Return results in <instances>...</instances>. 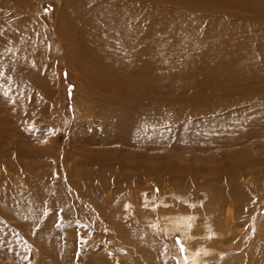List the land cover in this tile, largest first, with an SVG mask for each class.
Returning <instances> with one entry per match:
<instances>
[{
	"label": "rangeland",
	"instance_id": "1",
	"mask_svg": "<svg viewBox=\"0 0 264 264\" xmlns=\"http://www.w3.org/2000/svg\"><path fill=\"white\" fill-rule=\"evenodd\" d=\"M133 1L127 0L126 6L120 0H0V264H183L185 258L190 264H264V160L247 166L241 180L247 202H234L240 180L230 172L239 170L237 156L197 157L203 149L175 141L183 134L188 137L191 127L179 130L174 113L180 98L189 102L187 97L199 89L218 94L228 90L239 105L250 106V113L263 114L264 74L239 72L240 78L229 81L218 71L231 55L243 59L264 53V34L257 33L247 16L237 29L228 28L232 20L216 11L218 0H200L196 6V0ZM90 10L101 15L87 22L92 29L124 22L125 14L132 21L138 16L141 35L130 44L136 51L121 55L111 67L134 63V69L144 68L140 95L137 89L113 90L106 73L93 68L84 43L90 32L78 23ZM237 14L240 19L244 12ZM138 100L145 122L160 114L158 121L166 126L159 130L166 136L164 144L91 141L102 137L99 128L119 133L120 127L105 128L104 123L97 132L95 125L109 120L108 112H121ZM218 101L213 97L214 104ZM189 103L183 101L182 106L191 113ZM256 126L264 133V121ZM130 132L126 136L134 141L145 138ZM141 152L145 155L140 157ZM114 156L122 159L120 168ZM19 198L32 203L31 212L7 218L19 211ZM54 234L58 243L53 245ZM10 239L17 240L8 244ZM205 249L213 252L204 255Z\"/></svg>",
	"mask_w": 264,
	"mask_h": 264
},
{
	"label": "bare ground",
	"instance_id": "2",
	"mask_svg": "<svg viewBox=\"0 0 264 264\" xmlns=\"http://www.w3.org/2000/svg\"><path fill=\"white\" fill-rule=\"evenodd\" d=\"M119 1V0H118ZM123 4H126V6H128L129 4L127 3V0H120ZM132 2H134L133 0H131ZM149 1V0H146ZM188 1V0H187ZM192 2V0H189ZM200 0H196V3H192L194 4V6H196V4L199 2ZM206 1V0H205ZM208 1V0H207ZM219 4L216 3V11H219L221 14L222 19L225 18H231L232 21L228 22V28L232 29V28H236L240 25V23L243 22V20L245 19V17L247 16L251 22V20L253 21V23H255L256 27L258 28L257 33L258 34H264V0H238L237 4H230L228 0H218ZM144 1H142L143 3ZM189 2V5L190 3ZM194 2V1H193ZM201 2H204V0H202ZM200 2V3H201ZM130 3V2H129ZM139 3H141L139 1ZM197 5L198 9L199 6L202 4ZM208 3V2H207ZM77 4V3H76ZM147 4V3H146ZM175 4V3H174ZM183 4V3H182ZM185 4V3H184ZM204 4V3H203ZM83 8L85 9H89L90 6L89 4H85L82 3ZM145 5V4H144ZM205 5V4H204ZM110 6V5H109ZM139 9H140V5L137 4L136 5ZM170 6V5H169ZM183 6V5H182ZM187 6V5H186ZM151 7V6H150ZM172 7V6H171ZM184 7V6H183ZM193 7V6H192ZM179 8V7H178ZM186 8V7H185ZM204 8V7H203ZM182 9V7H181ZM188 9V7L186 8ZM197 9V8H196ZM133 11H136V7L134 6V8L132 9ZM178 10V9H177ZM205 10V9H204ZM203 10V11H204ZM215 10V9H213ZM179 11L180 8H179ZM192 10H188V12L191 13ZM201 11V10H200ZM199 11V13H200ZM250 11L252 13V17L250 14ZM177 12V11H176ZM184 12V11H183ZM197 12V11H196ZM244 15L242 18H236V16L238 15L237 13H243ZM195 12H193L192 14H194ZM224 13V15L222 14ZM134 14H138L139 13H134ZM186 14V13H185ZM189 14V13H188ZM191 14V15H192ZM201 14V13H200ZM82 15V14H81ZM83 16V15H82ZM101 15L96 14L95 12H93L92 10L87 12V15L83 16L82 18L79 19V24L82 25H86L84 28L88 29V31L90 32V36L91 33L93 35V38L89 36V38L87 40L84 41V43L87 45V47L89 48L88 50L90 51L91 57H92V62L93 63V68L97 67L99 69H102L104 71V75H106L104 78H106V80L110 81L111 83H109L108 85L113 88V90H118L121 89L123 92L124 91H131L132 89L134 90H138L139 95L142 93V88H143V84L145 83L146 79L143 76L144 74V68L140 69V68H135L132 67L134 63L132 64H127L124 65L122 67H114L112 68V65L117 66V61H119V58L124 55H129V52H131V54L135 51L132 50L130 48V44L132 41H135L136 38H138L141 35V30H140V22H138V16H133V21L130 19L126 20V17L129 16V14H125L122 17L125 19V21L121 22L120 20L116 21V23L110 25V26H102L100 25L99 27H103V28H89L87 26V22L90 20H98V17H100ZM188 16V15H187ZM140 17V16H139ZM190 17V15H189ZM192 17V16H191ZM207 17V16H206ZM103 18H107V15H104ZM197 18V17H196ZM236 18V19H235ZM193 19V18H192ZM212 20V19H211ZM196 21V20H195ZM199 21V19H198ZM26 22V21H25ZM138 22V23H137ZM189 22V21H188ZM66 23V22H65ZM196 23V22H195ZM27 24H29V22H27ZM191 24V23H190ZM199 24V22H198ZM68 25V24H65ZM197 25V24H196ZM188 26V25H187ZM191 26V25H190ZM66 27V26H65ZM92 27V26H91ZM232 27V28H231ZM69 28V27H68ZM62 29V28H61ZM189 29V27H188ZM193 29H191L192 31ZM195 31V30H193ZM192 31V32H193ZM64 32V31H63ZM262 38V37H261ZM21 40V39H20ZM25 40V38H24ZM23 40V41H24ZM100 40L102 41L100 43ZM38 41V40H37ZM36 42V41H35ZM260 44V43H259ZM153 53V52H152ZM154 54L156 55V53L154 52ZM150 63V62H149ZM152 65V64H151ZM221 65H223V68H220L218 71V75L220 76V78L222 80L225 79H229V81H231V79L233 80H237V78H240V76H237L239 74V72L242 74V76L245 73H258L261 74L263 76L264 74V53H260L257 56H252L249 58H240L237 55H231L228 60H226L225 63H221ZM219 66V65H218ZM213 67V66H212ZM154 68V67H153ZM216 68V67H215ZM108 69V70H107ZM150 69V68H149ZM107 72H106V71ZM218 70V69H217ZM216 71V70H215ZM99 72V71H98ZM155 72V71H153ZM150 75V73H148ZM154 74V73H153ZM157 74V73H156ZM215 75V74H214ZM217 75V76H218ZM118 76V77H117ZM132 76V78H131ZM134 76V77H133ZM216 76V77H217ZM112 77V80H111ZM113 77H117V80L115 81V79L113 80ZM161 78V77H160ZM219 78V77H218ZM227 79V80H228ZM105 81V80H104ZM223 82V81H222ZM107 83V82H106ZM149 83V82H148ZM155 85V84H152ZM151 85V86H152ZM156 86V85H155ZM225 86V85H224ZM226 87V86H225ZM109 88V89H111ZM156 88V87H155ZM223 88V87H222ZM222 89L219 91L221 92ZM248 91V90H247ZM151 92V91H150ZM193 94L190 98L187 97V99L189 100V102L192 103V111L190 112H185L184 111V107L182 106V102L185 101L187 102V104H190L186 99L184 98H180L179 99V103H180V107L174 109V113L178 116V119L180 122H178V128L179 130H183L184 126L186 124L187 127H191L190 131L191 134L187 137H184L181 132L180 134L182 135L181 137L179 136V138L176 137V134H174L176 137L175 141L178 142L180 145H188L191 148H195V149H203L204 153L197 156L199 158L202 159H207L208 157H215L218 155H224V156H234L236 155L238 159L237 161V166L239 167V170L237 171H231L230 175H233L232 177L234 179H239V189L240 192L237 191L235 192L237 194V197H233L235 200L234 202H236V200L239 199V201L241 203H245L247 202L245 197H246V192L244 190V188L241 187H245L244 185H242L243 183H241L242 178L244 179V177L247 175L248 173V169L246 170L247 166H256L257 163L256 162H262L264 160V138L262 136V134H264L262 131L257 130V122H262L264 121V112L263 114L258 112L255 113V115L252 113H250V106H246V107H242L241 105H239L238 102H236V99H233L234 93L233 92H229L228 90H224L223 93H219L217 92H213L211 93L209 92H205V91H200L199 89L192 91ZM122 93V92H121ZM125 93V92H124ZM148 93V91H147ZM146 93V94H147ZM214 93H217L214 95ZM246 93V92H245ZM253 93V92H251ZM250 93V94H251ZM210 95V96H209ZM188 96V95H187ZM148 97V96H147ZM145 97V98H147ZM156 97V96H155ZM219 98L218 104H214V102H212V99ZM150 101V99H148ZM123 101L128 102L129 100H126L125 98H123ZM148 101V102H149ZM181 101V102H180ZM147 102V101H146ZM154 102V101H153ZM158 102V101H157ZM173 102V101H172ZM248 102V101H247ZM136 103V102H135ZM155 103V102H154ZM159 103V102H158ZM161 103V100H160ZM159 103V104H160ZM250 103V102H249ZM152 106V104H147ZM154 105V104H153ZM239 105V106H238ZM158 106V105H157ZM171 106V105H170ZM241 106V107H240ZM148 107V108H149ZM153 107V106H152ZM155 107V105H154ZM170 108V107H169ZM172 108V107H171ZM119 109V108H118ZM147 109V108H146ZM168 109V107H167ZM167 109H163L162 111H165ZM142 110H143V104L141 103V100H138V102L136 103V105H127L126 107H124L122 109L121 112H117L119 114L116 113V111L113 112H108V119H100V121L98 122L99 125H95L96 126V131L97 128L99 126H101L102 123H104L105 128L106 125H112L114 127H120L121 131L117 134L114 135H110L109 133H107L106 131L104 132V129H100L99 128V134L102 136L101 138L95 139V138H90L91 141H102L103 143H105L106 145H111L112 143H130V144H146L148 140H150L153 144V147L158 146L160 143L163 142V144L165 143L164 141H166L165 139V135H160L159 134V130L160 129H164L163 124L159 123V118H160V114L155 113L151 115L150 118H153L150 121L145 122L144 121V116L142 115ZM148 110V109H147ZM160 110V109H159ZM256 110V109H255ZM254 110V112H255ZM158 111V110H157ZM135 112L137 113L136 116L134 115V118L132 121L129 120V118L133 117V114H135ZM147 112V111H146ZM167 111H165L166 113ZM168 113V112H167ZM166 113V114H167ZM169 114V113H168ZM165 115V114H164ZM170 116V115H169ZM189 116V117H188ZM167 117V116H166ZM165 117V119H166ZM171 117V116H170ZM187 118V120H185L184 118ZM177 119V117H176ZM168 120V119H167ZM174 120V119H173ZM188 120H192L193 124L188 121ZM97 121V120H96ZM255 121V122H254ZM162 122V121H161ZM164 122V121H163ZM169 122V121H168ZM171 122V121H170ZM173 122V121H172ZM254 122V123H253ZM96 124V123H95ZM168 124V123H167ZM166 124V125H167ZM93 125V124H92ZM259 127V126H258ZM95 128V127H94ZM133 128H136V130H132ZM177 128V129H178ZM255 129V130H254ZM101 130V131H100ZM130 131H135L136 134L140 135L141 137L144 136L145 138H137L136 141L132 140L130 137L126 136V133L130 132ZM172 131V130H171ZM131 133V132H130ZM161 133V132H160ZM167 133V132H166ZM169 133V132H168ZM167 133V134H168ZM86 136H88V133H84ZM132 134V133H131ZM134 134V133H133ZM161 134H164L161 133ZM171 134V133H170ZM178 134V133H177ZM135 135V134H134ZM173 135V134H171ZM169 136V135H167ZM91 137V136H89ZM170 137V136H169ZM171 137V138H173ZM88 138V137H86ZM168 138V137H167ZM173 139H171L170 141H172ZM121 141V142H119ZM169 141V142H170ZM168 143V142H167ZM171 145V143L169 144ZM233 145H238L239 148H235L233 151L231 147H233ZM163 146V145H162ZM220 148V147H225L223 148V150H211V148ZM166 148V147H165ZM181 148V147H180ZM183 148V147H182ZM231 148V149H230ZM126 149V148H124ZM114 150V149H113ZM187 150V149H186ZM123 151V150H122ZM121 151V152H122ZM182 151V150H181ZM116 152V151H115ZM146 152V151H145ZM194 152V151H193ZM201 152V151H200ZM108 153H110L108 151ZM118 153V152H116ZM124 153V152H123ZM148 153V152H147ZM169 153V152H168ZM199 153V152H198ZM197 153V154H198ZM112 154V153H111ZM115 154V153H114ZM137 154V153H136ZM261 154L263 156H261ZM122 155V154H121ZM145 153L141 152V156H144ZM166 155V154H165ZM110 156V154H109ZM112 156V155H111ZM158 156V153H156V157ZM174 156V155H173ZM96 157V156H95ZM149 157V156H148ZM221 157V156H220ZM219 157V158H220ZM97 158V157H96ZM102 159L105 160L106 163V159L102 156ZM110 158V157H109ZM118 156H114L112 157L113 160H115V165L120 168L121 167V160L122 159H118ZM121 158V157H120ZM150 158V157H149ZM216 158V157H215ZM118 159V160H116ZM137 159V158H136ZM152 159V158H150ZM96 160V159H94ZM154 160V159H153ZM157 160V159H156ZM161 160V159H160ZM230 160H233L232 158ZM235 160V159H234ZM235 162V161H233ZM136 163V162H135ZM147 163V162H146ZM104 164V162L102 163ZM126 164V163H124ZM143 164V163H142ZM145 164V163H144ZM197 164V163H195ZM230 164V163H229ZM232 164V163H231ZM141 165V162H140ZM150 165V164H149ZM160 165V164H159ZM111 166L114 167L113 163L111 164ZM123 166V165H122ZM130 166V165H127ZM137 166V165H136ZM153 166V165H152ZM162 166V164H161ZM169 166V165H168ZM186 166V165H185ZM124 167V166H123ZM147 167V166H146ZM145 167V168H146ZM200 167V166H199ZM203 167V166H202ZM212 167H214V165H212ZM211 167V168H212ZM232 169V165L230 166ZM229 167V168H230ZM141 168V167H140ZM166 168V167H165ZM237 168V167H236ZM144 169V168H143ZM170 169V167H169ZM149 170V169H148ZM152 170V169H151ZM250 171H252V174H257V171L252 168L249 169ZM210 171V169H209ZM234 172V173H233ZM143 173V172H142ZM140 174V173H139ZM95 177L97 176V173L95 172L93 174ZM138 175V173H137ZM141 175V174H140ZM226 175V174H225ZM228 175V174H227ZM67 177V176H66ZM130 177V176H128ZM127 177V178H128ZM200 177V176H199ZM219 177V176H218ZM231 177V178H232ZM121 177H119L120 179ZM123 178V177H122ZM232 178V179H233ZM116 181V180H115ZM225 182V180H223ZM216 182V180H215ZM232 183V181H231ZM253 181L250 183L252 184ZM72 185V184H71ZM218 185V184H217ZM225 185V183H224ZM229 185V182H228ZM248 185V184H247ZM63 186V185H62ZM231 185H229L230 187ZM225 187V186H223ZM235 187V186H233ZM77 188V187H76ZM226 188V187H225ZM257 188V187H256ZM231 190V188H229ZM236 189V188H235ZM57 190V189H56ZM75 190V189H74ZM224 191V190H223ZM233 191V190H232ZM225 192V191H224ZM79 193L84 195V191L80 190ZM257 193V192H255ZM230 195V193H227ZM58 195V193H57ZM31 196V195H30ZM29 196V198H30ZM61 197V195H59ZM86 196V195H85ZM84 196V197H85ZM228 196V195H227ZM234 196V195H232ZM231 196V197H232ZM28 197V196H26ZM63 197V196H62ZM66 198V196H64ZM63 197V198H64ZM220 197V196H219ZM226 197V196H225ZM27 198V199H29ZM86 198V197H85ZM96 198V197H95ZM230 199V197H228ZM227 198V199H228ZM32 199V198H31ZM89 199V198H88ZM20 200V198H19ZM72 200V198H71ZM82 200V199H81ZM97 200V199H96ZM222 202V198L220 199ZM219 200V201H220ZM76 201V200H75ZM79 201V199H78ZM94 201V200H93ZM92 201V202H93ZM98 201V200H97ZM17 202V201H16ZM34 202V201H33ZM65 202H67L68 204V200H66ZM74 202V199H73ZM224 202V200H223ZM226 202V201H225ZM229 202V201H228ZM233 202V205H234ZM18 205L19 208L17 213H15V211L9 212L8 213V217H13L16 216V214L19 213H23L24 211H30V207H32V203L29 205V203H27L26 199L25 200H20L18 201ZM71 203V202H69ZM20 204H24L23 206ZM75 204V202L73 203V205ZM77 204V203H76ZM75 204V205H76ZM223 203L218 205L221 206ZM55 205V204H53ZM58 205V204H56ZM70 205V204H69ZM72 205V204H71ZM70 205V207H71ZM74 205V206H75ZM225 205V204H223ZM242 205V204H241ZM74 206H72V208H74ZM62 207V206H59ZM80 207V206H79ZM76 209V208H75ZM81 209V208H80ZM79 209V211H80ZM7 210V209H6ZM65 210V209H62ZM82 210V209H81ZM84 210V208H83ZM33 211V209H32ZM86 211V210H85ZM69 212V211H68ZM77 212V211H76ZM78 213V212H77ZM84 213V211H83ZM34 214V212H33ZM4 215V214H2ZM32 216V214H31ZM36 216V215H35ZM4 216H1L0 214V219H3ZM6 217V216H5ZM78 218V217H77ZM57 219V218H56ZM55 218H53V221L56 220ZM75 219V218H74ZM79 219V218H78ZM180 219V218H179ZM172 220V219H171ZM184 220V219H183ZM185 220H188L185 218ZM175 221V219L173 220ZM178 221V220H177ZM180 223V220L178 221ZM189 222V221H188ZM173 223V222H171ZM183 223V222H182ZM169 224V223H168ZM184 224V223H183ZM180 225V224H179ZM190 225V223H189ZM65 226V224H64ZM170 226V225H168ZM174 226L177 227V225L175 224ZM173 226V227H174ZM182 226V225H181ZM179 226L178 228L183 230L181 227ZM188 226V224H187ZM192 226V225H191ZM190 226V228H191ZM186 227V226H185ZM66 228V227H65ZM169 228V227H168ZM172 227H170L171 229ZM187 229H189L188 227H186ZM55 231V230H54ZM4 232V231H3ZM24 232V231H23ZM2 233V231H1ZM0 233V234H1ZM13 233V232H12ZM18 233V232H17ZM26 233V232H24ZM58 233V232H57ZM220 233V232H218ZM261 233V232H260ZM3 234V233H2ZM1 234V235H2ZM6 235V234H5ZM11 235V234H10ZM14 235V234H13ZM18 235V234H17ZM25 235V234H24ZM28 235V234H27ZM62 235V234H61ZM64 235V234H63ZM9 236V235H8ZM13 237V236H12ZM26 237V236H25ZM32 237V236H29ZM34 237V236H33ZM55 237H57V235L54 234V243L51 244H56L58 243L57 240L55 239ZM13 238H16L15 236ZM11 238V239H13ZM21 238L22 237H18ZM17 238V239H18ZM39 238V237H38ZM63 238V237H62ZM8 241V244H13V242H16L15 240H11ZM20 239V241H21ZM26 239V238H25ZM36 239V238H35ZM30 240V239H29ZM32 240V238H31ZM62 244V243H60ZM71 244V243H70ZM66 246V245H65ZM71 247V246H70ZM61 248V247H60ZM56 250V249H55ZM217 250V249H216ZM57 251V250H56ZM211 251V250H210ZM210 251L208 250H204L203 254L206 255L208 253H210ZM251 251H253L251 249ZM213 252V251H211ZM104 253V252H103ZM196 253V254H195ZM198 252H194V258L198 259L199 256L197 254ZM62 254V253H61ZM60 254V257H61ZM102 254V253H100ZM57 258H58V254L56 253ZM66 256V254H63ZM98 254L95 255V257ZM210 255V254H208ZM100 256V255H99ZM102 256V255H101ZM100 256V257H101ZM108 256V254H107ZM111 256V255H110ZM206 257V256H205ZM97 258V257H96ZM103 258V257H102ZM105 258V256H104ZM109 258V257H108ZM107 258V259H108ZM61 259V258H60ZM58 259V262L59 260ZM111 259V257H110ZM62 260V259H61ZM98 260V259H97ZM100 260V259H99ZM104 260V259H102ZM113 260V259H111ZM190 259H184L183 260V264H190L189 262ZM56 261V259H55ZM109 261V260H108ZM107 261V262H108ZM199 261V259H198ZM62 262V261H61ZM99 262V261H98ZM102 262V261H101ZM56 263V262H55ZM103 263V262H102Z\"/></svg>",
	"mask_w": 264,
	"mask_h": 264
}]
</instances>
